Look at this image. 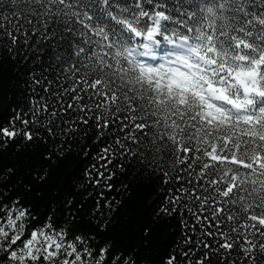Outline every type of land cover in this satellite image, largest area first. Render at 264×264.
Listing matches in <instances>:
<instances>
[{"label": "trees", "instance_id": "1", "mask_svg": "<svg viewBox=\"0 0 264 264\" xmlns=\"http://www.w3.org/2000/svg\"><path fill=\"white\" fill-rule=\"evenodd\" d=\"M0 264H264V0H0Z\"/></svg>", "mask_w": 264, "mask_h": 264}, {"label": "rangeland", "instance_id": "2", "mask_svg": "<svg viewBox=\"0 0 264 264\" xmlns=\"http://www.w3.org/2000/svg\"><path fill=\"white\" fill-rule=\"evenodd\" d=\"M134 54H137L143 59H149L152 56V50L150 49L149 45L145 44L142 48H135L134 49ZM153 58V57H152ZM36 241L35 242H29L27 246V250L29 254H32L33 251L35 250L36 246Z\"/></svg>", "mask_w": 264, "mask_h": 264}]
</instances>
